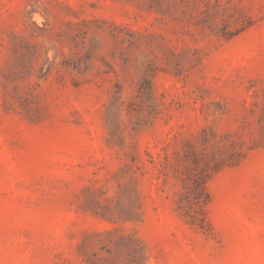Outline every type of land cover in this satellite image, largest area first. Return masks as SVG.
<instances>
[{
    "label": "rangeland",
    "instance_id": "obj_1",
    "mask_svg": "<svg viewBox=\"0 0 264 264\" xmlns=\"http://www.w3.org/2000/svg\"><path fill=\"white\" fill-rule=\"evenodd\" d=\"M0 264H264V0H0Z\"/></svg>",
    "mask_w": 264,
    "mask_h": 264
}]
</instances>
